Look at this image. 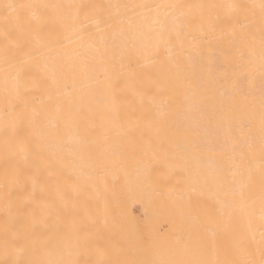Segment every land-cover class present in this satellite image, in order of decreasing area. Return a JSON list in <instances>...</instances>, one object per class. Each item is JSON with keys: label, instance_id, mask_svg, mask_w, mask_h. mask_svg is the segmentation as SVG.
<instances>
[{"label": "bare ground", "instance_id": "obj_1", "mask_svg": "<svg viewBox=\"0 0 264 264\" xmlns=\"http://www.w3.org/2000/svg\"><path fill=\"white\" fill-rule=\"evenodd\" d=\"M261 3L0 0V264H261Z\"/></svg>", "mask_w": 264, "mask_h": 264}, {"label": "snow or ice", "instance_id": "obj_2", "mask_svg": "<svg viewBox=\"0 0 264 264\" xmlns=\"http://www.w3.org/2000/svg\"><path fill=\"white\" fill-rule=\"evenodd\" d=\"M4 12L6 16H13L16 19H19L20 17V10L25 9V8H30L32 7L31 5H23V4H4L3 6ZM261 9L262 12H264V0H262L261 3ZM261 264H264V260L261 261Z\"/></svg>", "mask_w": 264, "mask_h": 264}]
</instances>
